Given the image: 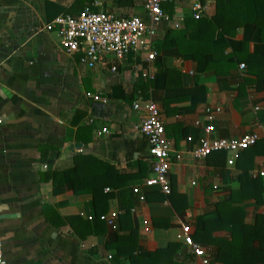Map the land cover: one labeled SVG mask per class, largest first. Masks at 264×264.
Masks as SVG:
<instances>
[{
	"label": "crops",
	"instance_id": "0c3cea01",
	"mask_svg": "<svg viewBox=\"0 0 264 264\" xmlns=\"http://www.w3.org/2000/svg\"><path fill=\"white\" fill-rule=\"evenodd\" d=\"M143 2L0 0L6 264H200L181 239L184 226L209 264L264 253L259 0H214L198 19L193 0H167L152 61L136 50L89 65L82 52L64 51L57 33L43 29L86 6L146 19ZM149 67L152 77L144 75ZM150 97L171 145V189L144 188L140 201L133 188L151 175L152 160L140 129L145 112L133 104ZM207 107L220 108L211 139L257 131V143L195 158ZM111 211L118 213L114 225L101 218Z\"/></svg>",
	"mask_w": 264,
	"mask_h": 264
},
{
	"label": "built area",
	"instance_id": "2783aa9c",
	"mask_svg": "<svg viewBox=\"0 0 264 264\" xmlns=\"http://www.w3.org/2000/svg\"><path fill=\"white\" fill-rule=\"evenodd\" d=\"M167 0H144L143 11L146 19L137 14L117 15L109 10L93 9L86 6L78 14L63 13L48 22L43 29L55 31L60 37L64 51L73 53L80 51L84 62L93 65L106 58L122 60L132 51H141L148 61L155 56L153 40L155 38V25L168 19L164 10ZM214 0H193L192 10L195 19L200 18L204 7ZM244 67V64H241ZM111 70H116L115 66ZM147 77L153 76L150 67L144 72ZM104 101V100H103ZM134 109L142 108L145 117L142 119L140 129L147 139L148 154L152 160V173L143 179L141 186H135L133 192L140 201L146 199L144 188L158 187L163 193L170 192L169 169L171 165V145L165 137L164 124L160 116L157 103L150 97L133 104ZM220 108L207 107L209 123L203 128L200 144L194 149L193 154L197 159H203L213 152L226 151L238 152L245 150L257 143L260 134L257 131L245 133L240 137H221L211 139L214 131L213 113ZM264 131V125L261 126ZM106 132V129H102ZM177 159L180 156H176ZM231 162V161H230ZM263 175L264 172H261ZM117 211L110 215H101L110 225L115 224ZM146 223V221H145ZM147 230V228H146ZM181 239L198 259L200 264H209L210 259L199 243L194 241L190 226L182 228ZM0 264H6L3 253L2 239L0 236Z\"/></svg>",
	"mask_w": 264,
	"mask_h": 264
},
{
	"label": "trees",
	"instance_id": "16d2710c",
	"mask_svg": "<svg viewBox=\"0 0 264 264\" xmlns=\"http://www.w3.org/2000/svg\"><path fill=\"white\" fill-rule=\"evenodd\" d=\"M264 0H259V21L261 20V15L264 14ZM264 264V253L261 252H253L249 255L241 256L236 258L232 264Z\"/></svg>",
	"mask_w": 264,
	"mask_h": 264
}]
</instances>
